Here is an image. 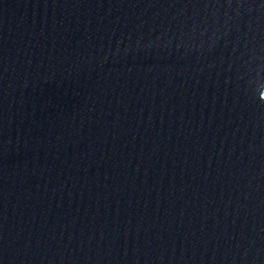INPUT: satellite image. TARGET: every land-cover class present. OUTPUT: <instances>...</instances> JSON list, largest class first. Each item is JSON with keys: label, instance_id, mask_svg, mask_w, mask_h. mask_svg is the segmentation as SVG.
I'll return each instance as SVG.
<instances>
[{"label": "water", "instance_id": "obj_1", "mask_svg": "<svg viewBox=\"0 0 264 264\" xmlns=\"http://www.w3.org/2000/svg\"><path fill=\"white\" fill-rule=\"evenodd\" d=\"M0 264H264V0H0Z\"/></svg>", "mask_w": 264, "mask_h": 264}]
</instances>
